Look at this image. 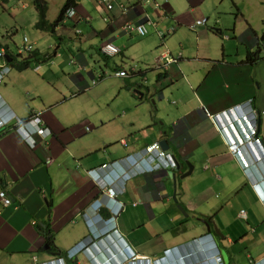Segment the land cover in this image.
Returning <instances> with one entry per match:
<instances>
[{
  "label": "crops",
  "instance_id": "crops-1",
  "mask_svg": "<svg viewBox=\"0 0 264 264\" xmlns=\"http://www.w3.org/2000/svg\"><path fill=\"white\" fill-rule=\"evenodd\" d=\"M24 1L29 5L18 7L16 17L39 60L17 70L12 57L1 58L0 64L14 63L0 82V96L18 118L41 115L51 135L38 138L33 147L14 131L0 136V191L14 202L5 208L0 200V264H27L28 259L31 264L35 257L47 261L49 230L52 252L89 240L91 227L82 213L100 192L88 171L161 140L168 141L182 166L127 183L117 228L130 245L152 259L172 256L176 249L207 258L215 241L231 264L263 262L264 160H255L247 149L249 168L242 167L228 148L230 134L222 135L206 111L216 115L250 105L264 124V0H163L162 5L113 0L112 10L101 0H72L73 18L59 22L70 0H44L52 25L47 30L35 27L34 0ZM205 19L207 26L197 32V22ZM128 21L148 26V35L128 34L123 28ZM222 28L227 33L221 52L215 49ZM6 38H0V46L10 50L12 35ZM236 42L244 50L232 48ZM106 43L121 52L106 55ZM165 58L173 63L168 66ZM118 71L130 74L115 76ZM179 79L189 94L166 126L160 123L156 98L163 96V85ZM115 96L122 98L115 102ZM144 100L150 106L143 107ZM222 123L231 133L229 123ZM188 161L194 171L182 178L190 170ZM77 261L92 264L86 254Z\"/></svg>",
  "mask_w": 264,
  "mask_h": 264
},
{
  "label": "clouds",
  "instance_id": "clouds-1",
  "mask_svg": "<svg viewBox=\"0 0 264 264\" xmlns=\"http://www.w3.org/2000/svg\"><path fill=\"white\" fill-rule=\"evenodd\" d=\"M122 5L126 9V11H124ZM119 7L123 14H127L128 9L125 4L121 3L119 4ZM70 9H73L75 14V9L71 6L65 11V16L63 17V19L65 18V20H68L70 18H73L74 14L72 17L68 16V11ZM207 23L208 20L206 21V24L204 26H198L196 30L206 27ZM126 24L137 26L142 23H134L132 21H128ZM126 24L123 26V28H125ZM127 33L137 34L135 32ZM22 47L25 48L27 54L24 53L21 47L17 53H21L25 55V57L28 56L29 53L33 50H37L31 43L28 42L27 38L24 40V45ZM0 49V52H3L0 60L1 58L2 60H5L6 58L9 59V57L13 58V55L8 53L6 48L0 47ZM119 50L120 53L121 49ZM261 50L262 52H264V39L262 42ZM10 63L12 64L14 62L6 61L4 62V64H0V82H2L5 77L11 72L12 67ZM35 68L39 69L40 64H37ZM134 69L135 68L132 69V73L134 72ZM119 72H127L128 75L130 74L129 71H118L114 73V75L117 76L116 74ZM97 82L98 80L95 81V83ZM206 114L215 123V125L218 126L219 131L222 135L226 136L230 134V140H228V148L232 154L233 152L230 149L232 145L238 144L241 147V156H236L235 154L234 155L238 158L242 167L249 168L248 161L245 159V152L247 149L250 151L255 160H264V156L260 157L258 155V145L256 143V140H258L264 147V140H262L264 139V124H262L260 114L254 108H252V106L238 105L235 108H232L220 114L210 115L207 111ZM262 117L264 119V113ZM223 119H225L231 126V133L227 130V127L223 125ZM240 121L244 123L247 133H249L248 124H250L255 130L252 138L248 141L244 135V132L241 131L238 126V122ZM259 121L261 122L260 125ZM8 129L16 132L22 138H24V140L30 147H33L40 142V139L38 138L44 140L47 136L51 135V131L45 124L41 115L31 114L26 119L18 118L13 111L9 110L0 96V136L3 133L7 132ZM41 129L44 131V134L39 133ZM162 141L166 140L154 142L147 145L135 154H130L116 160H108L106 163L90 169L88 173L97 185V190L100 192L99 197L92 202L89 210L82 213L85 221L88 222L89 226L91 227L90 239H83L73 248L65 252H52L51 243L52 240H54V235L52 233V230H49L48 233L49 235H52V238L50 239V242L48 238L46 246H49V248L46 249L45 246V249L51 255L50 258L47 261H39L37 257H35L34 261L31 264H79L77 260L79 255L81 254H86L92 264H107L108 260L113 256H115L113 259V261L115 262H119L120 264H132V262L129 260L132 258V255L137 256V264H174L175 260H177L180 264H184L185 261H189L191 259H199L200 262H198L197 264H216V259L214 256H216V258L219 260L218 264H226V257L228 256V254H226V251H222L220 246L217 245L215 241H211L213 244L211 252L213 253L207 258H204V255H202L201 253H186L182 252L183 250L181 249H176L174 252H172V256H167L166 254L162 258L152 259L147 256H141L140 254H138L137 251L132 247V245H130V243L118 230L117 219L125 207L124 203L120 201V197L125 193L127 183L137 176L153 174L156 172H161L163 170H178L180 166H182V164L179 163L176 155L170 150L168 141H166L167 145L169 146V149L167 150L163 148L161 144ZM122 143L126 145L124 141H122ZM159 153H164L166 155L165 159L168 161L167 166L159 165V162L155 157V155ZM188 163L190 162L188 161L187 164ZM258 186V184L255 185L256 188H258ZM110 188H112V190L115 192L114 195L109 192ZM1 193H5L6 197L11 201L9 205H5L0 196L2 205L5 208L13 206V199L7 194V192L1 190L0 194ZM261 195L264 196V193L261 192ZM105 212L109 214L108 217L104 216ZM242 212L245 211L243 210L240 213V215L245 218L246 212L245 215H242ZM116 246L120 247L119 252L116 251ZM227 259L229 260V256L227 257ZM250 264H264V261L256 262L252 260Z\"/></svg>",
  "mask_w": 264,
  "mask_h": 264
},
{
  "label": "rangeland",
  "instance_id": "rangeland-1",
  "mask_svg": "<svg viewBox=\"0 0 264 264\" xmlns=\"http://www.w3.org/2000/svg\"><path fill=\"white\" fill-rule=\"evenodd\" d=\"M12 1H14V0H10L9 2H4L3 0H0V38H2V36L6 38L9 34L12 35L13 41L11 42V39H10V43H9V49L11 51L7 50L8 53H10L11 55H17V47H16V44H14V43H17L18 45H20L22 50L24 51V53L27 54L25 48L22 47V44H21L24 36H27V34H26L27 32L20 27V25H19L20 22L16 16H17L18 10H20L18 7H23V5H26L29 2H26L24 0H19L17 2L18 7H13ZM31 1H30V3H31ZM157 1H159L161 5L164 3L163 0H157ZM29 8H32V7L29 6ZM30 21H31V23H33V21H34L33 16L30 18ZM211 27L217 28L220 30V26L212 24ZM221 30H223L222 36L217 35L218 36V45H216L215 50L222 52V47L226 41L223 39V35L224 36L226 35L227 30H225L224 28H222ZM199 31L200 30H198L197 32H199ZM228 37L229 36H226V38H228ZM23 45H24V43H23ZM202 46H207V44H202ZM233 47H235L236 50L237 49L244 50V47L241 44H239L238 42H236L234 45H232V48ZM171 84L172 83H170L169 85H163V87H162L163 96H161V94L159 93L158 97L161 99L156 98L158 104L155 106V108L159 109V111H157V113L159 115H161L162 120L160 123L161 124L165 123L166 126H169L171 124V122H169V119H170L169 117L172 116V114H173L172 112L174 111V109L177 108L181 104L182 99L187 94H189L187 86L185 85V83H183L182 79H179L177 81L174 80L173 81L174 85H171ZM132 93H133L132 100L136 104L138 94H136L135 89L132 90ZM121 98H122V96L121 97H118V96L113 97V99H115V102H119L121 100ZM144 101L147 104H145L143 107L150 106L149 105L150 101H147V100H144ZM108 103H110V102H108ZM7 131H11V130L8 129ZM202 140H203V137L198 139V142L201 144ZM262 140H264V139H262ZM196 145H197V143L192 146L193 150L196 149L195 148ZM191 164H193V163H191ZM218 197L220 198L219 194H218ZM82 257H83V254L79 255V257H78L79 260H82ZM13 258L16 259L15 256ZM13 261H15V260H13ZM29 263H30V260L28 259L27 264H29Z\"/></svg>",
  "mask_w": 264,
  "mask_h": 264
},
{
  "label": "built area",
  "instance_id": "built-area-1",
  "mask_svg": "<svg viewBox=\"0 0 264 264\" xmlns=\"http://www.w3.org/2000/svg\"><path fill=\"white\" fill-rule=\"evenodd\" d=\"M101 3L105 4L109 10H111L113 8V1L112 0H101ZM122 8L124 9V11H126V9L123 7V5H122ZM73 14H74V10L70 9L68 11V16L72 17ZM206 21H207L206 19L198 21L196 28L198 26H204L206 24ZM124 29L126 30V32H135V33H137L138 35H141V36H146L148 34L147 26L144 25V24H140V25H137V26L131 25V24H126ZM102 51L105 54H107V55H115V54L119 53L120 50H119V48L115 47L113 44L106 43V44H104L102 46ZM2 55H3V52H0V57ZM165 61H166V64H168V66L173 63V60L171 61V59H166L165 58ZM116 75L120 76V77H125L128 74H127V72H119ZM238 126L241 129V131L244 132V135H245L247 141L250 140L252 138V135L255 132L254 128H252V126L250 124H248L249 133H247L246 128L244 126V123L242 121L238 122ZM43 132L44 131L42 129L39 131L40 134H44ZM256 143L258 145V150H257L258 151V155L260 157L264 156V147H263V145L258 140H256ZM230 149L233 152V154H235L236 156H241V147L238 144L232 145L230 147ZM155 157L157 158L160 166H163V165L167 166L168 165V161L165 159L166 155L164 153H159V154L155 155ZM172 164H173V162H172ZM109 192L112 195L115 194V192L112 190V188L109 189ZM0 196H1V198H2V200H3L5 205H9L11 203V201L6 197L5 193H1ZM115 213H117V212H115ZM242 215H245V212H242ZM87 217H88V215H87ZM88 219H89V217H88ZM114 257L115 256L110 258L108 260L107 264H120L119 262L113 261ZM129 260L132 262V264H137L138 258H137V256L132 255V258L129 259Z\"/></svg>",
  "mask_w": 264,
  "mask_h": 264
},
{
  "label": "trees",
  "instance_id": "trees-1",
  "mask_svg": "<svg viewBox=\"0 0 264 264\" xmlns=\"http://www.w3.org/2000/svg\"><path fill=\"white\" fill-rule=\"evenodd\" d=\"M74 3V2H73ZM34 4L38 10V13H39V21L38 23H36L35 27L36 29L38 30H47V29H50V27L52 25H50V23L48 22V20L46 19V13H47V9H48V6L46 4V2L44 0H34ZM72 6V0H70L67 5H65V7L63 8V13H65V11ZM64 17V14L61 15V17L58 19V22L60 20H62ZM56 25L53 24V27ZM52 27V29H53ZM54 32V31H53ZM1 47V46H0ZM20 47H18V50L17 52L19 51ZM38 50H33L32 52L29 53L28 56L25 57V55L21 54V53H17V55H13V60L16 62V61H19L16 63V65L14 66L15 69L17 70H25V69H28L29 67H31V65L33 63H35L37 60H39V56L38 55ZM49 238V242H50V239L52 238V235L50 234L48 236Z\"/></svg>",
  "mask_w": 264,
  "mask_h": 264
},
{
  "label": "water",
  "instance_id": "water-1",
  "mask_svg": "<svg viewBox=\"0 0 264 264\" xmlns=\"http://www.w3.org/2000/svg\"><path fill=\"white\" fill-rule=\"evenodd\" d=\"M260 123L261 122L259 121V125H260ZM161 144H162V146H163L164 149H166V150L169 149V146L167 145L166 141H162ZM188 164H189L190 170L186 174H184L182 176V178H185V177L191 175L193 173V171H194V167L195 166L192 165L191 163H188ZM174 198H175V196H174ZM175 200H176V198H175ZM180 208H181L182 211H184V209L181 206H180ZM48 248H49V246H46V249H48ZM226 264H230V262L227 259V257H226Z\"/></svg>",
  "mask_w": 264,
  "mask_h": 264
},
{
  "label": "bare ground",
  "instance_id": "bare-ground-1",
  "mask_svg": "<svg viewBox=\"0 0 264 264\" xmlns=\"http://www.w3.org/2000/svg\"><path fill=\"white\" fill-rule=\"evenodd\" d=\"M147 2H149V1H147Z\"/></svg>",
  "mask_w": 264,
  "mask_h": 264
}]
</instances>
